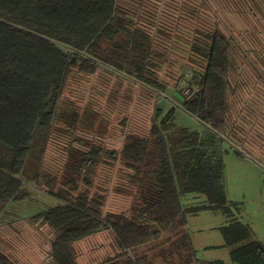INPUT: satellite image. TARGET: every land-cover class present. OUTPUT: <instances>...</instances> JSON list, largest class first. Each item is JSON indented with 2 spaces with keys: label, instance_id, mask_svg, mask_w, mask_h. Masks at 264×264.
Masks as SVG:
<instances>
[{
  "label": "trees",
  "instance_id": "1",
  "mask_svg": "<svg viewBox=\"0 0 264 264\" xmlns=\"http://www.w3.org/2000/svg\"><path fill=\"white\" fill-rule=\"evenodd\" d=\"M129 17L121 0H0V213L9 201L26 196L25 180L47 185L61 202L31 220L51 229V264H80L77 242L105 229L121 251L102 264H192L197 253L186 230L190 212L231 211L223 161L213 142L171 120L154 119L145 136L130 132L117 152L94 145L83 152L71 147L64 177L44 173L55 125L65 112L77 115L75 119L80 114L79 124L87 111L79 112L69 100L74 73L81 78L105 63L159 84L148 35ZM231 40L219 30L200 38L194 51L205 64L191 80L192 94L183 100L186 111L221 135L228 127L229 77L235 67ZM105 152L137 173L132 210H105V194L79 185L84 170L85 184H93L91 176ZM190 192L207 199L185 205L183 195ZM221 231L226 245L233 247L232 264H264V245L251 239L249 225L233 218ZM0 264L17 262L0 251Z\"/></svg>",
  "mask_w": 264,
  "mask_h": 264
},
{
  "label": "rangeland",
  "instance_id": "2",
  "mask_svg": "<svg viewBox=\"0 0 264 264\" xmlns=\"http://www.w3.org/2000/svg\"><path fill=\"white\" fill-rule=\"evenodd\" d=\"M121 9L134 27L148 35L147 49L154 57L159 84L142 82L105 63L81 78L75 69L77 73L68 82L69 100L78 105L79 112L87 111L79 124L80 114L75 119L77 115L65 112L64 120L55 125L44 173L50 172L58 180L64 177L71 147L82 152L92 145L107 152L120 151L127 134L145 136L154 119L171 120L178 127L197 131L213 142V150L223 161L231 211L218 207L190 212L188 233L200 262L232 264L233 247L226 245L221 226L233 218L249 225L251 239L264 245V0H121ZM213 30L226 33L235 52L224 135L184 110L179 100L186 99L194 74L205 64L195 47ZM118 161L105 152L94 168L93 184H85L84 170L79 185L105 194L104 209L111 206L129 211L137 202L138 184L132 179L137 173ZM46 186L25 180L26 196L9 201L0 213V251L17 264H38L40 258L47 264L52 261L46 242L51 229L42 221L31 220L33 214L61 202ZM54 186L59 188V182ZM183 196L185 205H200L207 199L194 192Z\"/></svg>",
  "mask_w": 264,
  "mask_h": 264
},
{
  "label": "crops",
  "instance_id": "3",
  "mask_svg": "<svg viewBox=\"0 0 264 264\" xmlns=\"http://www.w3.org/2000/svg\"><path fill=\"white\" fill-rule=\"evenodd\" d=\"M191 4H192V2H191ZM187 14H189V12ZM191 16L193 17L194 15L192 14ZM179 100L183 101V97H182V99H179ZM234 148L239 153L243 152L241 150H238L235 146H234ZM118 162H120V161H118ZM119 165L124 167V164L121 162L119 163ZM126 208H127V206H126ZM105 210H110V211H114V212L120 211V210H115L114 207H111V206L110 207L106 206ZM125 210H127V209H125ZM187 223H188V220H187ZM186 230L188 232V225L186 226ZM190 239H191V237H190ZM46 242L48 244V251L47 252H49V250H50L49 240H47ZM77 243H78L77 248H78V257H79L78 259H79L80 264H102V262H104L106 260V258L114 257L116 254L120 253V251H121V248H119L117 246V243L115 241L113 233L110 231V229H105L104 231L93 234V235H91V237L82 239V240L78 241ZM192 244L194 247L193 239H192ZM36 251H39V250H36ZM47 255H48V258H50L52 260V258L49 256V253H47ZM216 263L217 262H206V263L200 262L198 260L197 255L192 262V264H216ZM38 264H47V263H44L43 259L40 258L38 260ZM49 264H51V262H49ZM157 264H171V263H168L167 261L163 260V261H158ZM175 264H180V263L177 261V263H175Z\"/></svg>",
  "mask_w": 264,
  "mask_h": 264
},
{
  "label": "built area",
  "instance_id": "4",
  "mask_svg": "<svg viewBox=\"0 0 264 264\" xmlns=\"http://www.w3.org/2000/svg\"><path fill=\"white\" fill-rule=\"evenodd\" d=\"M191 94H192V92H191V89H190V88H188V89H187L186 96H189V95H191Z\"/></svg>",
  "mask_w": 264,
  "mask_h": 264
}]
</instances>
